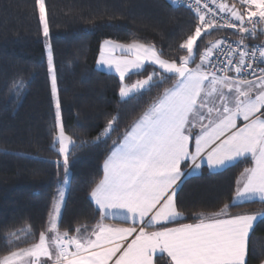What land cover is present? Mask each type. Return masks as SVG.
I'll return each mask as SVG.
<instances>
[{"label":"snow or ice","instance_id":"6c2138e0","mask_svg":"<svg viewBox=\"0 0 264 264\" xmlns=\"http://www.w3.org/2000/svg\"><path fill=\"white\" fill-rule=\"evenodd\" d=\"M35 4L43 37L50 41L45 0ZM185 6L197 23L178 46L185 54L176 59H165L155 45L135 39L101 45L97 64L118 74L122 100L172 83L113 141L102 179L90 192L100 219L90 230L76 227L75 234L61 231L59 224L70 183L69 158L86 142L78 144L65 131L52 45L45 44L55 104L52 148L62 157V164L54 163L57 174L62 167L64 175L38 239L31 228L7 233L8 251L0 264H158L164 254L165 264H246L250 233L258 219L264 220V209L230 215L229 208L264 205V46L246 43L264 24V0H186ZM221 29L234 30L238 39L209 41L201 51L202 33ZM145 65L156 67L146 78L125 83L146 71ZM25 86L22 78L12 83L10 103L21 98ZM117 121L112 116L94 143L111 139ZM241 160L250 166L237 178L230 203L193 213L195 223H178L185 218L177 205L183 178L204 165L226 170ZM108 219L131 226L104 223Z\"/></svg>","mask_w":264,"mask_h":264},{"label":"trees","instance_id":"16d2710c","mask_svg":"<svg viewBox=\"0 0 264 264\" xmlns=\"http://www.w3.org/2000/svg\"><path fill=\"white\" fill-rule=\"evenodd\" d=\"M227 3L233 0H226ZM50 41L42 34L35 0H0V256L8 251L9 232L31 228L38 239L47 226L49 211L63 168L55 161L62 157L52 148L55 104L47 70L45 44L50 42L57 70V86L65 131L83 146L69 158V180L62 208L60 230L75 234L78 226H91L100 219L90 192L102 179V165L113 141L171 86L168 81L127 101L119 96V76L102 70L97 61L105 40L129 43L139 40L155 45L163 58L185 54L179 44L193 34L197 23L193 12L171 0H45ZM225 36L230 29L211 31L198 38L199 49ZM199 57H197V63ZM191 66H195L194 64ZM146 65L140 75L125 83L144 79L154 69ZM23 79L25 88L12 101L11 85ZM118 116L117 131L106 143H94L107 121ZM5 150L8 154H5ZM250 166L213 172L203 167L200 174L186 176L178 193L177 205L183 222H196L195 212H213L229 204L235 194L239 173ZM259 202L230 207L229 213L258 212ZM179 221V222H181ZM176 224L170 223L168 226ZM25 246V245H22ZM166 255L158 264H165ZM264 261V220L250 234L246 264Z\"/></svg>","mask_w":264,"mask_h":264},{"label":"crops","instance_id":"0c3cea01","mask_svg":"<svg viewBox=\"0 0 264 264\" xmlns=\"http://www.w3.org/2000/svg\"><path fill=\"white\" fill-rule=\"evenodd\" d=\"M228 4H231V2H229ZM233 37H235V38H237L238 37V35L237 34H235V36H233ZM115 42V41H114ZM117 43H120V42H117ZM246 43H248L250 46H252V45H261V46H264V33H262L261 32V29H257V31H256V35L254 36V37H250L248 40H246ZM118 54V53H117ZM100 56V55H99ZM99 59V58H98ZM146 66V65H145ZM98 67L100 68V69H102V70H106V71H109V72H113V73H115L114 72V70H108L107 68H105V67H102V66H99L98 65ZM192 67H195V66H192ZM116 74V73H115ZM118 75V74H117ZM198 130V129H197ZM203 167H207L206 165H204V166H202L201 167V169L198 171V172H196V173H194L193 175H197V174H200L201 173V171H202V168ZM208 168V167H207ZM209 169V168H208ZM210 170V169H209ZM221 170H224V169H218V170H215V171H213V170H211V171H213V172H218V171H221ZM243 171V170H242ZM241 171V172H242ZM240 172V173H241ZM240 173H239V175H240ZM239 175L237 176V178L239 177ZM184 179V178H183ZM237 180V179H236ZM65 196H66V186H65ZM94 203V202H93ZM252 213H255V212H246V211H243V212H241V211H238V212H234V213H229L230 215H237V214H252ZM181 220H183V219H181ZM181 220H179V221H181ZM260 219H258L256 222H255V224L259 221ZM178 221V223H195V222H183V221H181V222H179ZM104 223H106V224H111V225H116V226H131L130 224H123L121 221H118V220H112V219H108V220H106V221H104ZM255 224H254V226H255ZM95 225V224H94ZM94 225H91V226H88L87 228L90 230ZM174 226H177V224H172V225H170L169 227H174ZM251 234V233H250ZM164 255H166V254H164ZM246 259H247V257H246ZM261 264H264V261L261 263Z\"/></svg>","mask_w":264,"mask_h":264},{"label":"built area","instance_id":"2783aa9c","mask_svg":"<svg viewBox=\"0 0 264 264\" xmlns=\"http://www.w3.org/2000/svg\"><path fill=\"white\" fill-rule=\"evenodd\" d=\"M171 1L174 4L178 5V6H184V7H186L185 6L186 5V0H175V2H174V0H171ZM224 2L226 3V0H224ZM210 6L211 7H214V5H210ZM262 28H264V24L257 25V29H262ZM230 30H232V29H230ZM232 31L234 32V30H232ZM223 38H228L229 40H236V39H238V37L235 38V37H232V36H225ZM260 67H264V64H261ZM230 75H235V74L234 73H230Z\"/></svg>","mask_w":264,"mask_h":264},{"label":"rangeland","instance_id":"374dc122","mask_svg":"<svg viewBox=\"0 0 264 264\" xmlns=\"http://www.w3.org/2000/svg\"><path fill=\"white\" fill-rule=\"evenodd\" d=\"M226 3H227V1H226ZM67 133V132H66ZM68 134V133H67ZM68 135H70V134H68ZM71 136V135H70ZM73 137V136H72ZM74 138V137H73Z\"/></svg>","mask_w":264,"mask_h":264}]
</instances>
